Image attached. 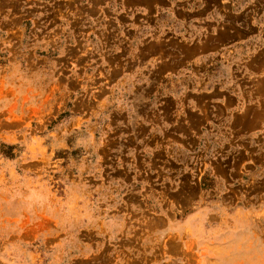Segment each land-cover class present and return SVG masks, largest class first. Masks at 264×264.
<instances>
[{"label": "rangeland", "instance_id": "rangeland-1", "mask_svg": "<svg viewBox=\"0 0 264 264\" xmlns=\"http://www.w3.org/2000/svg\"><path fill=\"white\" fill-rule=\"evenodd\" d=\"M6 228L33 264H264V0H0Z\"/></svg>", "mask_w": 264, "mask_h": 264}, {"label": "crops", "instance_id": "crops-1", "mask_svg": "<svg viewBox=\"0 0 264 264\" xmlns=\"http://www.w3.org/2000/svg\"><path fill=\"white\" fill-rule=\"evenodd\" d=\"M250 24L253 22L248 23ZM15 232L16 230L10 228H6L4 233L0 232V264H33L30 255L31 248L10 238ZM3 238H6V241L1 242Z\"/></svg>", "mask_w": 264, "mask_h": 264}]
</instances>
